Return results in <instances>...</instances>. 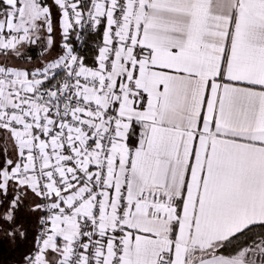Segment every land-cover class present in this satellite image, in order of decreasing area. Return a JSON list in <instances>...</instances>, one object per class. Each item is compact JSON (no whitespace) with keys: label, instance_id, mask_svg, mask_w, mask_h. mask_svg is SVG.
<instances>
[{"label":"snow or ice","instance_id":"1","mask_svg":"<svg viewBox=\"0 0 264 264\" xmlns=\"http://www.w3.org/2000/svg\"><path fill=\"white\" fill-rule=\"evenodd\" d=\"M0 264H264V0H0Z\"/></svg>","mask_w":264,"mask_h":264},{"label":"rangeland","instance_id":"2","mask_svg":"<svg viewBox=\"0 0 264 264\" xmlns=\"http://www.w3.org/2000/svg\"><path fill=\"white\" fill-rule=\"evenodd\" d=\"M0 257H2L4 259H8L9 258V254L7 252L0 253Z\"/></svg>","mask_w":264,"mask_h":264}]
</instances>
